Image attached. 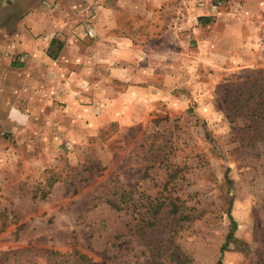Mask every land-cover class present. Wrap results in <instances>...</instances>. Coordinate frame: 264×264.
I'll return each instance as SVG.
<instances>
[{
    "label": "rangeland",
    "instance_id": "374dc122",
    "mask_svg": "<svg viewBox=\"0 0 264 264\" xmlns=\"http://www.w3.org/2000/svg\"><path fill=\"white\" fill-rule=\"evenodd\" d=\"M125 1L0 0V264H264V0H144L141 15ZM227 13L243 43L232 60L230 47L208 49L198 68L196 19ZM28 15L49 33L18 27ZM107 18L146 55L140 65L183 67L184 99L91 130L85 116L103 106L76 100L89 85L69 78ZM39 72L42 100L27 83Z\"/></svg>",
    "mask_w": 264,
    "mask_h": 264
},
{
    "label": "crops",
    "instance_id": "0c3cea01",
    "mask_svg": "<svg viewBox=\"0 0 264 264\" xmlns=\"http://www.w3.org/2000/svg\"><path fill=\"white\" fill-rule=\"evenodd\" d=\"M125 5L128 7V13L141 15L145 3L144 0H126ZM106 20L108 21L107 26L103 22V26L96 29L98 40L93 41L92 44H95L94 48L91 44L92 48L89 49L91 51L90 57H84L81 62L77 60V63L74 64L75 72L69 78L72 81L71 84H75L77 88L79 84L83 83L82 81H86V84L89 85L85 93L77 90V93H75L76 100L79 99L80 95H84L87 96L85 99H89L90 102L93 100H97L98 102L100 100L103 106V112L99 118H94L90 114L85 116V119L92 123L90 129H97L110 122H118L120 125H130L137 121L141 109L146 104L165 101L167 105H170L183 100L184 95L180 96L175 89V84H183L185 82V79L181 76L183 67L180 64L172 65L167 62L162 66L163 68H160L159 65L153 64L155 61L152 59L151 63L149 62V67L146 64L140 65L139 63L146 59V55L142 53V50L136 48L133 39L123 34L116 23L110 21L108 18ZM196 20L200 24L192 27L193 38L190 44L192 46L196 45V49L199 52L198 68L201 65L199 62L202 61L204 63V60H206L205 53H207V50L210 49V51L218 55L219 46L222 47V50L225 47H230V52L223 55L232 60V52L236 51L238 45L243 43L244 40L240 35L242 23L239 24L238 17L233 13H227L217 18L200 15ZM17 25L22 28L25 25L32 27L31 30L38 35L49 33L45 31L48 27L47 22L44 21V18L37 17V15H28L21 19ZM56 26L57 23L55 22ZM58 30L63 31L61 27L55 28L56 32ZM192 33H190V36H192ZM87 42H90V40L88 39ZM43 46L44 49L47 48L46 41L43 42ZM89 47L88 45L87 49ZM8 48L9 45L3 47L0 51L6 53ZM234 53L235 55L237 54V52ZM220 56L222 55L220 54ZM181 61L189 63L184 61V59ZM47 64L46 60H44L43 63L39 64L38 68L46 69ZM29 66V64H26L23 69L29 72ZM60 66L63 67L62 65ZM8 69L6 59L0 54L1 94L3 93L2 91L7 90L6 86L10 83V79L7 77ZM173 69H177V71L173 72ZM40 72L38 76H29L30 81L27 83L39 85L42 90L40 89L38 95H35L38 99L42 100L46 98L50 89H48L45 73L41 74ZM159 77L164 79L163 81L167 85L165 86L166 88L162 85L160 86L158 83ZM96 83L98 84L95 88L92 85ZM43 85H46V88ZM116 85H120V88H122V92H119L118 95L114 93ZM81 98L83 99V97ZM78 113L79 111H76V115ZM96 125L97 127H95Z\"/></svg>",
    "mask_w": 264,
    "mask_h": 264
},
{
    "label": "trees",
    "instance_id": "16d2710c",
    "mask_svg": "<svg viewBox=\"0 0 264 264\" xmlns=\"http://www.w3.org/2000/svg\"><path fill=\"white\" fill-rule=\"evenodd\" d=\"M46 196H47V194H44V195H42V198H45ZM235 228H236V223H235V221L232 220L231 221V228H230L229 233L226 237V242H225L224 246L222 247V250H225L227 248V245L234 239V233L233 232H234ZM217 264H221V263L218 262Z\"/></svg>",
    "mask_w": 264,
    "mask_h": 264
}]
</instances>
